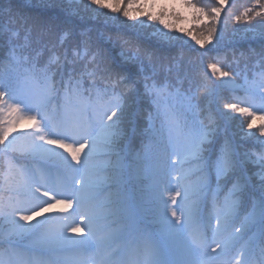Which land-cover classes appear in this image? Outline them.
I'll use <instances>...</instances> for the list:
<instances>
[{
  "label": "snow or ice",
  "instance_id": "1",
  "mask_svg": "<svg viewBox=\"0 0 264 264\" xmlns=\"http://www.w3.org/2000/svg\"><path fill=\"white\" fill-rule=\"evenodd\" d=\"M131 3L132 0H128V4ZM91 5L96 6L94 11L112 7L104 0H90ZM187 6L195 9L196 20L205 15L211 18L212 23L207 26V34L211 37L224 10L223 4L196 8L188 0ZM114 11L129 16L127 4ZM257 16L264 17V0H255L253 7L245 8L232 18L250 21ZM52 29L51 21L34 20L14 9L11 0L8 7H0V156L4 157V171H0V219L12 226L7 231H0V264H77L67 257L61 259L60 253L69 251L79 255L93 253L92 264H213L216 261L221 264H264V152L252 161L259 165L260 189L257 194L241 174L245 161L237 158L227 141L221 154L207 163L217 181L224 180L232 185L222 204L213 200L216 227L210 236L207 230L212 227V217L206 219L197 202L188 203L193 195L203 193L207 198V179L195 187L185 184L187 172L176 177V188L165 189L167 198L160 196L162 209L156 216L158 230L154 234L142 231L131 217L126 221L117 220L119 210L109 205H89L72 220L57 221L48 216L31 223L33 217L46 210L45 205L51 207L53 201H63L50 195L55 189L41 192V187L33 184L25 170L11 159L9 154L18 151L14 147L17 138L8 140V137L17 124L28 121L32 129L25 134L30 143L22 155L42 159L59 157L67 168L77 172L83 170L84 174L79 177L83 187L76 189L73 185L74 191L68 195L69 200L74 198L77 207L81 208L94 199L88 191L91 187L89 161L94 154L116 151L121 140L128 136L124 117L127 113V124L133 123L131 110L140 83L144 94L152 97L158 110L161 102L167 106L175 97H182L188 110L194 113L200 110L196 94L189 95L184 91L185 84H191V77L181 60H168L137 48L125 57L126 64H106L91 38L90 29L77 32L73 27H66L55 41L50 36ZM196 42L202 43L201 40ZM251 55L255 57L250 69L254 87L247 91L259 96L262 106L258 111L264 112V49ZM241 57L245 59L247 83L248 60L244 53ZM236 63L239 64V60ZM210 77H216L222 84L235 83L232 71L209 62L200 73L198 85V90H205V98L214 94L207 88ZM252 98L249 95L225 103L223 107L229 111L222 115L237 113L247 117L244 123L252 129L257 112L250 109L255 105L242 106ZM105 101L107 107L98 111ZM84 113L97 117L102 135L92 130L91 124L83 119ZM164 115L168 143L174 149L173 155L181 157L179 164L170 159L171 167L181 169L186 160H191L196 162L198 171H204L199 165L204 160V153L210 151L217 130L212 114L208 113L207 124L199 120L192 127L182 124L174 112L166 111ZM260 118L264 120V116ZM259 132L264 136V125ZM86 147L88 152L82 162L80 154ZM73 161L81 167L75 168ZM17 174L19 179H16ZM5 192L9 193L7 198ZM57 195L64 193L57 192ZM249 198L252 211L245 216V222L235 228L229 239H220L223 232L234 225L239 207ZM84 219L88 221L85 225L87 234L82 239L69 235L84 231L77 222ZM117 224L122 227L117 228ZM252 229H255L253 238L233 255L231 250L236 247V242ZM26 236L32 238L31 247L21 250L16 242Z\"/></svg>",
  "mask_w": 264,
  "mask_h": 264
},
{
  "label": "trees",
  "instance_id": "2",
  "mask_svg": "<svg viewBox=\"0 0 264 264\" xmlns=\"http://www.w3.org/2000/svg\"><path fill=\"white\" fill-rule=\"evenodd\" d=\"M104 2L112 7L94 11L96 6H89L90 0H11L14 9L34 20L51 21L53 29L50 36L53 41L66 27H73L77 32L90 29L91 38L98 46L101 58L106 64H126L125 57L137 48L168 60H181L191 77V84L186 83L184 91L189 95L196 94V103L199 104L200 110L195 113L188 110L182 97L170 99L167 106L161 102L158 110L152 97L144 94L143 84L140 83L131 110L134 114L133 123L127 124L129 119L127 113L124 117L128 136L121 140L119 147L111 154L100 152L92 156L88 172L91 187L88 191L101 195L103 205L118 209L120 215L116 219L122 220L125 210L131 215L128 207L129 184L146 219L145 226L158 229L156 216L162 209L160 196L167 198L168 193L165 189L169 178L173 177L176 180L182 172H187L188 179L183 183L194 187L203 183L206 178L209 185L206 190L207 198L203 193L199 196L193 195L188 203L197 202L201 211L205 202L203 216L206 219L212 217V227L209 229L211 235L216 227L212 213L213 200L215 199L217 204H222L232 185L224 180L217 181L209 172L207 163L209 159L215 160L221 154L225 141L232 146L237 158L245 161L242 176L247 178V182L257 194L260 189V177L257 175L259 165L252 161L264 152V143H261L264 141V136L259 132V128L264 125V120L260 118L264 116V112L258 111L262 106L259 96L247 90L254 87L251 84L253 77L250 69L255 57L251 54L259 53L264 49V17L257 16L250 21H236L232 18L243 12L245 8L253 7L255 0H191L196 8L223 4L224 10L216 23V31L209 37L207 26L211 25V18L205 15L200 20H196L197 13L194 8L187 6L188 0H132L131 4H128V0H104ZM126 4L129 16H124L122 11H114L115 8L122 9ZM8 5L9 0H0V7L6 8ZM149 16L152 18L149 19ZM197 40H201L202 43H197ZM121 53L124 55L122 56ZM241 53H244L248 60L247 83L244 78L245 59L241 57ZM237 60L239 64L236 63ZM209 62L218 63V66L225 71H232L235 83L222 84L216 77H210L207 88L214 94L205 98V90L202 88L198 90V85L200 73ZM237 72L240 74L236 75ZM249 95L253 98L242 106L255 105L250 109L257 112L256 118L252 120V129H248L244 123L247 117H241L237 113H232L230 116L222 115L229 111L224 109L225 103L236 102L237 99H245ZM106 107L107 101L98 111ZM166 111L174 112L181 123H186L188 127L196 125L199 120H204L207 124L206 117L209 112L214 117L217 125L216 134L210 151L204 153V160L199 165L204 171H198L196 162L191 160H186L181 169L175 170L171 167L169 160L179 164L181 157L173 155L174 149L168 143V134L163 126ZM83 119L91 122L92 130L97 135H102L97 117L84 113ZM132 128H135L134 132ZM31 130L28 121H23L14 127L8 140L17 138L14 147L18 151L9 155L14 163L30 176L33 184L40 187L33 176V169L46 162L63 161L59 157L42 159L39 156L22 155L21 153L30 143L25 134ZM249 132L254 135H245ZM87 152L88 147L82 152V160ZM0 171H4L3 156H0ZM16 179H19L18 174ZM8 195L9 193L5 192L6 198ZM251 211L252 203L249 198L239 207L234 225L223 232L222 239H229L235 228H239L245 222V216ZM44 216L41 213L33 217L32 223L42 220ZM11 227L0 219V231H7ZM254 233L255 229H252L236 242L233 255L249 243Z\"/></svg>",
  "mask_w": 264,
  "mask_h": 264
},
{
  "label": "rangeland",
  "instance_id": "3",
  "mask_svg": "<svg viewBox=\"0 0 264 264\" xmlns=\"http://www.w3.org/2000/svg\"><path fill=\"white\" fill-rule=\"evenodd\" d=\"M65 153L67 154V152H65ZM48 180L51 181L53 184H56L57 185L56 188H58V184H60V179H58V180H56V182H54L53 178L48 177ZM62 184H64V182H62ZM67 186H68V188L64 187V185H63L62 191L66 192V195H69L70 192L74 191V188H73V185H67ZM74 187L76 188V186H74ZM57 192H59V189H57L55 191L56 195H57ZM62 201L63 202L59 204L61 206L60 210H63L62 211L63 219L66 218L68 220L75 219L76 215H78L80 212L85 211L89 207V205H93L92 202H86L85 206L78 208L77 203H76L74 198L69 200V198L66 197V199L62 200ZM77 222L80 223V227L83 228L84 231L82 233H69V235H72V236L76 237L77 239H82L83 236H85L88 232L87 227H85V225L88 223V221L86 219H84L82 221H77ZM69 256H70V257H68L69 260L75 261V262H77V264H92L93 253H91V252L83 254V255L71 253Z\"/></svg>",
  "mask_w": 264,
  "mask_h": 264
}]
</instances>
